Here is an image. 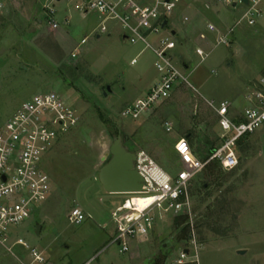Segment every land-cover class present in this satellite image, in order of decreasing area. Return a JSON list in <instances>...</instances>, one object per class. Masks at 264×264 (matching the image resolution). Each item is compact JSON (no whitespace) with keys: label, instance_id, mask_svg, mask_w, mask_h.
I'll return each mask as SVG.
<instances>
[{"label":"rangeland","instance_id":"374dc122","mask_svg":"<svg viewBox=\"0 0 264 264\" xmlns=\"http://www.w3.org/2000/svg\"><path fill=\"white\" fill-rule=\"evenodd\" d=\"M49 1L4 0L0 8V123L45 91L63 95L77 122L44 157L49 198L12 229L13 240L21 237L28 246L9 250L0 243V264H264V121L238 145L236 168L219 165L212 175L204 164L222 132L209 101H228L231 114L239 115L264 94V0L254 24L241 7L178 0L163 33L175 31V61L193 87L179 84L135 120L121 112L159 80L154 53L124 41L114 21L97 33L98 15L81 11L79 0L52 2L58 23L52 28ZM208 22L216 33L206 30ZM231 28L227 43L218 44V35ZM119 135L126 150L146 151L171 174L195 170L190 215L157 212L152 231L133 238L126 252L111 243V212L130 194L108 193L99 180ZM185 145L194 158H182ZM74 207L86 214L79 224L68 220ZM32 248L44 261L35 260Z\"/></svg>","mask_w":264,"mask_h":264},{"label":"built area","instance_id":"2783aa9c","mask_svg":"<svg viewBox=\"0 0 264 264\" xmlns=\"http://www.w3.org/2000/svg\"><path fill=\"white\" fill-rule=\"evenodd\" d=\"M53 1L56 0H50L45 5L46 20L52 28H56L58 23L53 17ZM218 1L233 8H244L243 18L248 24H254L261 15L259 5L262 0ZM177 2L178 0H79L77 7L81 11L92 10L98 15L97 33L106 32V22L114 21L119 26L124 41L140 43L155 55L154 66L159 80L144 98L123 108V117L138 119L156 104L169 98L179 84L193 87L188 75L175 61L177 42L174 34L163 33L166 27L162 26L163 21L167 20ZM3 3L4 0H0V8ZM206 30L216 33L218 28L214 23L208 22ZM232 31L233 28L226 34L220 33L217 43H227ZM195 52L202 59L206 56L201 47H196ZM136 61L135 57L131 63ZM257 97V102L247 106L239 115L231 114L228 101H222L218 105L209 101L218 116L222 132L219 134V145L211 151L204 164L215 160L226 170L238 166L239 141L255 132L264 121V94L259 92ZM76 122V111L72 104L56 91H45L23 102L16 112L0 123V243L9 250L15 245L28 246L21 237L13 240L12 229L20 226L37 206L49 198L51 179L43 167L44 157L58 136ZM184 143L186 141L183 139L179 144ZM180 152L183 159L194 158L186 145ZM134 169L142 177L141 190L126 193L130 196L111 212L114 224L111 243L117 244L122 252L129 250L133 238L146 236L152 231L157 212L173 216L191 213L190 185L195 170L185 167L171 174L144 150L135 153ZM135 198L152 200L139 206L135 204ZM85 218L86 214L80 207H74L68 214L70 223L79 224ZM31 255L36 261H44L35 248L31 249Z\"/></svg>","mask_w":264,"mask_h":264},{"label":"water","instance_id":"95a60500","mask_svg":"<svg viewBox=\"0 0 264 264\" xmlns=\"http://www.w3.org/2000/svg\"><path fill=\"white\" fill-rule=\"evenodd\" d=\"M166 23L167 20H164L162 26L164 27ZM174 33L175 31H172V34ZM107 89L110 90L109 87ZM110 152L111 159L99 172V180L103 189L108 193H128L141 190L142 177L134 169L135 153L129 152L122 146L120 135L114 140ZM239 253H244V251H239Z\"/></svg>","mask_w":264,"mask_h":264},{"label":"trees","instance_id":"16d2710c","mask_svg":"<svg viewBox=\"0 0 264 264\" xmlns=\"http://www.w3.org/2000/svg\"><path fill=\"white\" fill-rule=\"evenodd\" d=\"M242 141H243V139L239 141V144H240ZM218 166H219V163H218L217 161H215V160L209 161V162L207 163V165H206L207 169L210 171V174H212V175L215 173V171L217 170ZM180 218H182V217H180ZM183 218H185V217H183ZM178 226H179V224L176 223V227H178ZM187 233H188V232H187V229H186V230L184 231V235L187 234ZM180 238L185 239L184 236H182V237H180Z\"/></svg>","mask_w":264,"mask_h":264},{"label":"bare ground","instance_id":"6f19581e","mask_svg":"<svg viewBox=\"0 0 264 264\" xmlns=\"http://www.w3.org/2000/svg\"><path fill=\"white\" fill-rule=\"evenodd\" d=\"M152 199L151 198H135L134 201H135V204H138L139 206H143L144 204H146L147 202L151 201Z\"/></svg>","mask_w":264,"mask_h":264},{"label":"crops","instance_id":"0c3cea01","mask_svg":"<svg viewBox=\"0 0 264 264\" xmlns=\"http://www.w3.org/2000/svg\"><path fill=\"white\" fill-rule=\"evenodd\" d=\"M93 30H94V29H93ZM174 34H175V33H174ZM98 37H99V36H98ZM197 47H202V46L197 45ZM135 57H136V56H135ZM135 57H133V58H135ZM133 58H132V59H133ZM132 59H131V60H132ZM130 63H131V61H130ZM154 84H155V83H152L151 85H149V86L145 89V91H143V92H144V95L148 92V90H149V89L151 88V86H153ZM175 89H176V88H175ZM175 89H174V91H175ZM174 91H173V92H174ZM173 92H172V93H173ZM141 97H143V96H141ZM141 97L138 96L137 99L139 100V98H141Z\"/></svg>","mask_w":264,"mask_h":264}]
</instances>
